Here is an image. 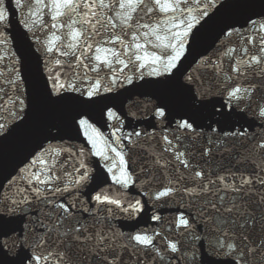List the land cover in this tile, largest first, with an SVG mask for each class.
I'll return each mask as SVG.
<instances>
[{
  "label": "snow or ice",
  "instance_id": "6c2138e0",
  "mask_svg": "<svg viewBox=\"0 0 264 264\" xmlns=\"http://www.w3.org/2000/svg\"><path fill=\"white\" fill-rule=\"evenodd\" d=\"M11 2L15 10L22 13L21 23L39 46L36 51L42 52L41 59L46 68L45 98L50 104H61L74 99L66 93H78L92 100L99 94L123 86L125 82L131 84L136 73H139L137 79H144L142 70L145 68L151 69L148 73L151 76L171 75L185 52L184 41L215 0ZM258 16V19L249 17L246 22L250 34L238 28L227 33L228 36L238 34L241 41H246L253 49L248 46L229 47L221 53L222 57L232 61L231 73L236 75L225 72L222 61L214 65L219 77L217 83L227 89L225 101L213 112L212 118H219L216 123L231 120L235 115L233 109L264 122V104L259 102L264 100V94L256 99L253 84L227 87L231 80L248 74L242 68L253 72L260 68L261 86L264 87V14ZM8 21V3L0 0V63L6 58L13 62L12 67L4 64L0 68V111L6 112L15 123L12 126L0 122V138L5 140L23 127L20 121L27 123L24 113L30 109V103L23 95L26 92L22 87L24 78L15 66L19 58L13 50L5 52L3 49L9 37L2 29L9 27ZM233 53L239 55V60ZM125 69L131 74L125 73ZM105 71L111 73L107 79L103 75ZM89 72L96 75L89 76ZM120 73H124L123 77ZM155 115L166 118L163 107L157 108ZM107 117L120 120L111 109ZM77 123L93 133L88 135L85 132L96 149L92 154L110 162L105 167L112 174L113 183L125 189L135 184L134 174L129 171V161L125 159L126 153L118 151L107 141L104 148L98 147L99 131L87 119L81 118ZM261 127L264 129V123ZM177 128L200 135L194 122L187 119L179 121ZM119 130L117 127L116 131ZM211 130L213 133L220 131L216 127ZM47 132L50 139H56L51 135V128ZM134 135L139 137L141 133L137 131ZM132 136L133 133H125L123 138L131 144ZM228 137L244 138L245 143L230 145L226 142ZM180 140L181 136H176L174 142L164 135L163 141L168 145L164 151L173 153L175 159L190 170L192 186H166L150 199L159 201L165 198L166 204L177 193L192 198L187 206H195V212L190 217L180 214L174 221L176 229H183L179 233L184 237L182 246L180 240L173 242L160 232L149 235L146 231L130 235L129 242L118 243V239L123 241V233L113 230L112 220L117 215L115 209L134 219L144 211L143 203L139 199L122 202L101 193L93 198L96 207L89 208L85 201L77 204L74 201L79 200L80 192L91 180L93 171L84 159V150L42 144L27 165L19 168L6 184H0V264H85L90 257H95L96 264H122L124 251L129 250L130 242L140 246L129 251V256L140 260V264H144L138 255L142 251L154 254L152 260L158 257L162 264H176V260H182L184 264H253L254 261L255 264H264V166H261L264 165V135L244 129L222 131L215 139L207 137L200 152L207 158L204 166L190 163L187 157L193 153L176 150ZM120 147L124 145L120 144ZM240 149L247 155L241 156ZM234 150L237 164H244L253 154L260 156V164L252 160L255 167L251 172L247 171V164L235 170L231 165L223 168L216 164L214 152L223 154ZM109 151L119 158V167ZM72 158H75L71 164L73 171L69 172L67 166ZM156 163L167 167L165 162L157 160ZM193 168L197 170L191 171ZM68 177L71 179H66ZM146 179L151 182L150 175ZM184 179L185 176L181 175L179 180L169 179V184L176 185ZM6 187L10 192L7 196ZM67 192L72 193L68 202L52 199ZM78 212L87 213L88 218L77 215ZM152 220L160 221L161 217L153 215ZM197 221L204 225L203 235L196 230ZM158 236L165 243L166 250L173 254L171 257L162 254L154 243Z\"/></svg>",
  "mask_w": 264,
  "mask_h": 264
},
{
  "label": "water",
  "instance_id": "95a60500",
  "mask_svg": "<svg viewBox=\"0 0 264 264\" xmlns=\"http://www.w3.org/2000/svg\"><path fill=\"white\" fill-rule=\"evenodd\" d=\"M6 2L9 7V27L2 30L6 32L9 39L3 49L5 52L13 50L16 57L19 58V63L15 66L19 68L20 74L24 78L22 87L26 89V92L23 95L26 97V102L30 103V109L24 113L27 123L20 121L23 125L21 129L6 140L0 138V184H6L9 178L17 174L19 168L27 165L42 144L71 147L74 150L82 148L84 159L89 162L93 171L91 180L80 192L79 200L74 202L79 204L80 201H85L89 208L96 207L93 198L101 193H107L122 202L139 199L144 205V211L134 219H129L124 213L115 209L117 215L112 220L113 230L123 233V241L118 239V243L129 242L130 235L146 231L149 235L160 232L173 242L180 240L182 246L184 237L179 233L183 229H176L174 221L180 214L190 217L195 212V206L191 208L187 206L192 198L183 197L182 193H177L175 198L168 199L166 204L165 198L159 201L154 198L150 199V197H154V193L164 190L166 186L182 188L191 187L193 183L189 179L190 170L184 168L175 159L173 153L164 151L168 145L163 141V136L167 135L174 142L176 136H181L176 150L193 153L187 157L190 159V163L204 166L207 158L202 157L200 152L207 137L215 139L220 136L222 131L244 129H247L249 133L264 135V129L261 127L264 122L254 120L251 115H246L236 109H233L235 115L229 121L216 123L219 118L216 117L215 120L212 118L213 112L219 109L221 103L225 101L227 90L217 83L219 77L216 75L214 65L222 61L224 71L229 75H236L231 73L232 61L222 57L221 53L229 47L248 46L250 50H253L246 41H241L238 34L233 33L232 36H228L227 33L238 28L242 29L244 33L250 34L246 22L249 17L258 19V14H264V0H215L211 6L207 7V14L200 18L199 23L193 27L188 38L184 41L185 52L171 75L151 76L148 75L151 69L145 68L142 70L144 79H137L136 76L139 73H136L131 84L125 82L123 86H118L111 92L99 94L92 100L81 97L78 93H66L74 99L61 104L47 102L45 98L46 68L41 59L42 52L36 51L39 46L33 42L21 23L22 13L15 10L11 0H6ZM233 56L239 60V55L233 53ZM57 58L64 59L59 56ZM4 64L12 67L13 62L6 58L4 62L0 63V68ZM242 70L248 74L231 80L227 87L253 84L257 94L256 99L259 100L260 95L264 94V87L261 86V69L256 68L255 72L251 69L242 68ZM125 73L131 74L128 69H125ZM88 75L94 77L96 74L89 72ZM103 75L107 79L111 73L105 71ZM123 75L124 73H120L121 77ZM10 94L14 95V93ZM259 102L264 104V100ZM161 107L166 112V118H159L155 115L156 109ZM253 108H255V103H253ZM109 109L120 117L119 122L108 119ZM81 118L87 119L99 131L98 147L104 148L107 141L111 142V146L116 147L118 151L126 153L125 159L129 161V171L134 174L135 184L125 189L113 183L112 174L108 173L105 167L106 163L110 162L92 154L96 149L92 147L88 135H93V133L90 129L79 126L77 121ZM183 119L194 122V127L200 135L178 130L177 124ZM0 122H7L9 125L15 126L14 121L8 118L7 113L3 111H0ZM117 127L120 128L119 131H116ZM212 127H216L220 131L213 133ZM48 128H51V135L56 139L49 138ZM86 131L88 135L85 134ZM137 131L141 133L139 137L134 135ZM125 133H133L131 137L133 143L130 144L129 140L123 138ZM118 137L120 138L119 143L117 142ZM226 142L230 145H241L245 143V140L244 138L228 137ZM120 144H123L124 147L121 148ZM193 144L198 146L192 147ZM185 145H189V147L186 148ZM106 151L108 150L106 149ZM108 154L117 161L119 167V158L110 151ZM236 154L235 150L232 153L224 152L223 154L214 152L213 157L217 165H222L223 168L231 165L232 170L237 167L243 168L244 164H247V171L251 172L255 167L251 163L252 160H255L256 164H260L258 154H253L244 164H237L234 159ZM239 154L247 155L243 149H240ZM157 160L167 163V167H161L156 163ZM74 161L75 158L69 161L67 171H73L71 164ZM141 168L145 171H140ZM195 170L197 169L193 168L191 171ZM149 175L151 182L146 179ZM181 175H184L185 179L180 180L179 184H169V179L179 180ZM66 179L70 180L71 177ZM144 193H148V195ZM5 195H10L7 187ZM71 197L72 193L67 192L57 194L52 199L57 202H68ZM100 207H104V205H100ZM77 215L88 218L87 213L78 212ZM153 215H159L161 220H152ZM169 228L172 230L168 231ZM196 230L203 235L204 225L199 221L196 223ZM154 243L160 248L162 254L169 257L173 255L166 250L161 237H156ZM139 247V245H135V242H130L129 250L124 251L122 264H140V260L129 256V251H134ZM201 252L203 253V249ZM138 255L141 256L144 264H162L158 257L154 261L152 260L154 255L152 253L142 251ZM85 264H96L95 257H90L85 261ZM176 264H184V262L176 260Z\"/></svg>",
  "mask_w": 264,
  "mask_h": 264
}]
</instances>
